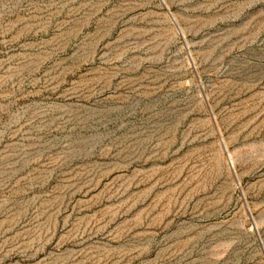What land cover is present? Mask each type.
<instances>
[{
	"label": "rangeland",
	"instance_id": "374dc122",
	"mask_svg": "<svg viewBox=\"0 0 264 264\" xmlns=\"http://www.w3.org/2000/svg\"><path fill=\"white\" fill-rule=\"evenodd\" d=\"M0 264H264V0H0Z\"/></svg>",
	"mask_w": 264,
	"mask_h": 264
}]
</instances>
